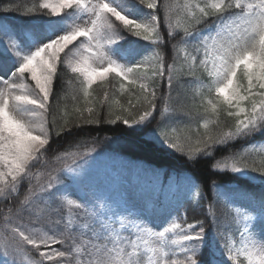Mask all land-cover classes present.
Returning a JSON list of instances; mask_svg holds the SVG:
<instances>
[{
	"label": "snow or ice",
	"instance_id": "snow-or-ice-1",
	"mask_svg": "<svg viewBox=\"0 0 264 264\" xmlns=\"http://www.w3.org/2000/svg\"><path fill=\"white\" fill-rule=\"evenodd\" d=\"M2 11L28 19L0 18V264H264V0ZM101 124L260 190L213 181L209 198L195 177L165 183L75 139ZM202 202L188 222L185 204Z\"/></svg>",
	"mask_w": 264,
	"mask_h": 264
},
{
	"label": "trees",
	"instance_id": "trees-1",
	"mask_svg": "<svg viewBox=\"0 0 264 264\" xmlns=\"http://www.w3.org/2000/svg\"><path fill=\"white\" fill-rule=\"evenodd\" d=\"M36 0H0V18L6 17L8 21L21 24L22 21L28 19V17L22 16L20 12H3L2 9L8 5H20L21 9L35 3ZM95 87V86H94ZM69 111H71V102L69 101ZM155 127V125H153ZM203 131V129H201ZM105 137H110L111 140L105 142ZM98 138L100 141L101 149H107L110 154L118 157V159L124 162L130 163H146L147 165L154 166L159 169L161 176L165 181L168 179V174H188L195 177L196 180L203 186L205 194L211 198V184L213 181L223 184L235 183L239 186L248 187L249 189L260 190L259 179L255 182H249L247 180H234L231 173H217L213 171L210 160H200L195 164L187 163L183 157L167 150H161L158 147L154 149H144L138 146V141L135 137L129 135V133L122 129V126H110L107 124H101L100 126H85L81 135L75 137L77 140H92ZM148 137L145 135L144 139ZM256 142H261L264 137L257 136L254 138ZM73 141L72 137L68 138L67 142L60 141L57 147L62 151L68 146V143ZM112 141H119L118 144L112 143ZM239 145L236 146V150H239ZM228 153L221 151L217 152V158L226 156ZM251 175H256L251 173ZM185 210L187 212L188 222H194L196 220H203L206 215V202H202L197 205L195 203L185 204ZM218 214L226 212L221 206L217 207Z\"/></svg>",
	"mask_w": 264,
	"mask_h": 264
},
{
	"label": "rangeland",
	"instance_id": "rangeland-1",
	"mask_svg": "<svg viewBox=\"0 0 264 264\" xmlns=\"http://www.w3.org/2000/svg\"><path fill=\"white\" fill-rule=\"evenodd\" d=\"M11 23V22H10ZM12 25H16V24H13V23H11ZM0 59H3L2 57H0ZM105 163L110 167L111 166V161H109V160H106L105 161ZM245 193H248V194H251V193H249V192H245ZM58 247V246H57Z\"/></svg>",
	"mask_w": 264,
	"mask_h": 264
}]
</instances>
